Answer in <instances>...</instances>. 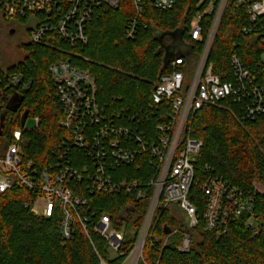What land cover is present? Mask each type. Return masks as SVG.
Returning a JSON list of instances; mask_svg holds the SVG:
<instances>
[{
  "label": "built area",
  "instance_id": "1",
  "mask_svg": "<svg viewBox=\"0 0 264 264\" xmlns=\"http://www.w3.org/2000/svg\"><path fill=\"white\" fill-rule=\"evenodd\" d=\"M120 1L0 0V32L3 24L21 28L24 32L20 38L21 46L30 42L42 43L51 32H57L62 40L73 46H82L88 42L86 25L94 8H115ZM132 1L137 14H143L148 0ZM149 1L157 9L168 10L178 0ZM199 2L204 8L193 18L189 36L204 44L202 52L192 55L187 51L188 57L180 55L172 59L173 70L161 75L156 83L152 93L153 106L164 103L169 111L163 114L167 120L156 126L160 133L155 140H149L140 128L116 122V118L99 103L96 77L90 70L67 60H57L50 65L63 109L60 124L69 134L68 141L83 151L85 158L70 156L69 148L48 165H37L28 158L25 152L27 139L23 135L39 125L37 117L32 129L21 125L11 133L7 131L2 113L16 93L23 94L30 88L31 80L16 70L24 59V52L21 59L15 55L6 59L0 42V194L14 187L32 191L36 197L32 212L49 217L56 209L60 210L64 239L73 237L74 220L77 219L90 239L93 234H98L106 241L112 257L125 256L121 264H147L145 246L152 240L166 211L180 226L171 229L164 246L169 237L180 234L178 249L190 251L200 220L190 195L196 181L195 161L203 147L201 140L186 136L192 113L206 104L216 105L224 99L234 98L246 101L243 111L248 118L256 119L264 114V85L259 82L264 76V53L258 64L259 70L248 68L240 56L233 54V79L227 81L214 73L213 63L209 60L227 4L233 2L240 6L246 0ZM55 8L59 15L56 19L52 17ZM42 12L48 14L49 20L39 16ZM247 13L250 24L244 27V33L252 34L264 18V0L252 1ZM207 15H211L212 20L206 34L204 17ZM137 29V19H130L126 36L132 38ZM132 165L140 172L149 169L148 174L115 178L118 169ZM208 173L207 180L199 188L207 197L203 217L205 228L225 234L232 222L253 212L255 192H244L210 170ZM99 194L123 195L126 200L117 214L102 213L92 203V197ZM248 224L252 225V221ZM102 264H106L105 261Z\"/></svg>",
  "mask_w": 264,
  "mask_h": 264
},
{
  "label": "trees",
  "instance_id": "2",
  "mask_svg": "<svg viewBox=\"0 0 264 264\" xmlns=\"http://www.w3.org/2000/svg\"><path fill=\"white\" fill-rule=\"evenodd\" d=\"M252 1L246 0L240 6L229 2L223 14L209 57L214 73L223 81L233 79V54L240 56L248 68L259 70L264 53V18L254 33H244V27L250 24L247 8ZM203 8L199 0H178L172 9L161 10L148 0L144 13L139 15L132 0H121L115 8H94L86 25L85 45L73 46L57 32H51L42 43L22 45L24 59L16 70L31 84L20 94L19 113L6 110L5 128L11 133L21 127V116L28 109L29 117L40 119L36 128L23 135L28 158L37 165H48L68 148L70 156L85 158V153L68 141L69 134L60 124L63 109L49 70L53 62L67 60L95 75L99 103L117 123L140 128L149 140L157 139L160 132L156 126L167 120L163 114L169 108L164 103L153 106L152 93L161 75L173 70L172 59L188 57L187 50L174 42L173 33L182 29L184 44L192 55L200 54L204 44L192 40L189 31L193 18ZM53 12L52 17L58 18V9ZM39 16L49 20L46 13ZM134 18L138 29L128 38L127 24ZM211 18L204 17L206 34ZM259 82L264 85V76ZM245 105L244 100L227 98L192 113L186 136L203 142L195 161L196 181L190 195L198 208V238L188 252L178 249L180 234L169 237L164 246L171 229L180 225L168 211L163 212L152 240L145 246L147 264H264V114L250 119L244 114ZM148 170L140 172L134 165L123 166L115 178L145 176ZM208 170L244 192H255L253 212L232 222L225 234L205 228L207 197L199 188L207 180ZM92 198L94 208L110 214H117L126 200L123 195L99 194ZM35 199L32 191L21 187L0 194V264H121L125 259L112 257L100 235L93 234L90 239L77 219L73 237L64 239L60 210L49 217L37 215L31 211Z\"/></svg>",
  "mask_w": 264,
  "mask_h": 264
},
{
  "label": "rangeland",
  "instance_id": "3",
  "mask_svg": "<svg viewBox=\"0 0 264 264\" xmlns=\"http://www.w3.org/2000/svg\"><path fill=\"white\" fill-rule=\"evenodd\" d=\"M12 25H4L1 28L2 33L0 34L1 36V47L4 51V56L6 59L12 58L14 55L15 57L17 56V59H21L23 57L22 49H21V44H20V38L19 35L23 33V30L21 28H18V34L16 36H8V32L4 31V29H13ZM24 52V51H23ZM8 53V54H7ZM36 126V120L34 117H29L26 121L25 128L27 129H32ZM197 235L196 237L193 238L194 240H197Z\"/></svg>",
  "mask_w": 264,
  "mask_h": 264
},
{
  "label": "water",
  "instance_id": "4",
  "mask_svg": "<svg viewBox=\"0 0 264 264\" xmlns=\"http://www.w3.org/2000/svg\"><path fill=\"white\" fill-rule=\"evenodd\" d=\"M12 32H13V31H12ZM173 36H174V42L176 43V45H177L181 50L186 49V48H185L186 46H185L184 41H183V31H182V29H179V30L175 31V32L173 33ZM186 50H187L188 52L191 51L190 49H186ZM174 58H175V57H174ZM22 98H23L22 95L16 93V94L13 96L11 102L9 103V105H8V109H9V110H16V109L21 105ZM5 113H6V110H4L3 113H2V121H3L4 118H5ZM28 116H29V110L26 109V110L23 112L22 116H21V125H22V126L25 125Z\"/></svg>",
  "mask_w": 264,
  "mask_h": 264
},
{
  "label": "flooded vegetation",
  "instance_id": "5",
  "mask_svg": "<svg viewBox=\"0 0 264 264\" xmlns=\"http://www.w3.org/2000/svg\"><path fill=\"white\" fill-rule=\"evenodd\" d=\"M4 31L8 32V36H16L18 34V28L14 27L13 29H4ZM13 31V32H12ZM2 33V31L0 32ZM24 36V32L21 34V36L19 35V38H22ZM21 107L19 106L16 110H11L12 113L14 114H18L20 111Z\"/></svg>",
  "mask_w": 264,
  "mask_h": 264
}]
</instances>
